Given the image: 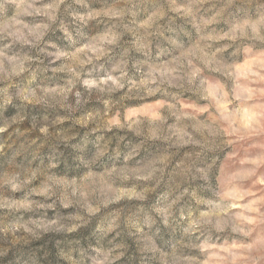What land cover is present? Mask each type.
Listing matches in <instances>:
<instances>
[{"label":"clouds","instance_id":"1","mask_svg":"<svg viewBox=\"0 0 264 264\" xmlns=\"http://www.w3.org/2000/svg\"><path fill=\"white\" fill-rule=\"evenodd\" d=\"M0 264H264V0H0Z\"/></svg>","mask_w":264,"mask_h":264}]
</instances>
